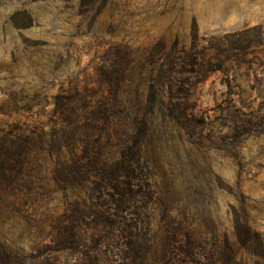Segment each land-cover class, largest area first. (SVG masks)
I'll list each match as a JSON object with an SVG mask.
<instances>
[{"label": "rangeland", "instance_id": "1", "mask_svg": "<svg viewBox=\"0 0 264 264\" xmlns=\"http://www.w3.org/2000/svg\"><path fill=\"white\" fill-rule=\"evenodd\" d=\"M0 143L24 264H144L146 237L148 264H264V0H0ZM120 159L133 249L95 223Z\"/></svg>", "mask_w": 264, "mask_h": 264}, {"label": "trees", "instance_id": "2", "mask_svg": "<svg viewBox=\"0 0 264 264\" xmlns=\"http://www.w3.org/2000/svg\"><path fill=\"white\" fill-rule=\"evenodd\" d=\"M0 147V191H4L3 187L5 182H8V179L12 175V173L20 170V167H22L25 154L24 150L26 148L23 146H18V148L15 147V150L12 151L11 148L4 146V144L2 143H0ZM124 157L126 156L123 155L122 158ZM120 160L123 163L119 162L113 165V168L115 170L112 173L113 178L108 187V190L112 191V197L110 201L111 206L108 209L109 211H107V213L95 212V223L98 227L104 228H106L105 226L107 225L114 226L115 229L113 232L116 234L114 237L118 239V235H121L127 242L125 243L127 246L126 249H133L134 244L137 241L136 238H138L139 236L138 226H140V221L138 220L139 214H137V206L139 203H145V200L149 201L150 197L148 196L149 194L143 191V183L136 178L134 171L130 169V166L127 165L126 161L124 159ZM144 225H147V223H144ZM147 229L148 228L146 227L144 231L146 232V235L148 234ZM148 239H151V237L145 238L143 248L144 264L149 263L150 260L148 255L150 254L153 246L152 241ZM154 250L155 251L153 252L157 254V250L155 249V247ZM183 255L191 256V249L187 248L186 251L183 252ZM86 257V255L79 252V256L74 263L88 264V260L91 259H87ZM227 261L229 262V264H231L232 262H236V258L234 257L233 253H229ZM183 263L191 264V261H185ZM0 264H24V262H21V259L18 256H16L13 252L0 244ZM46 264L60 263H56L55 260L49 259L48 261H46ZM91 264L98 263L94 262Z\"/></svg>", "mask_w": 264, "mask_h": 264}]
</instances>
